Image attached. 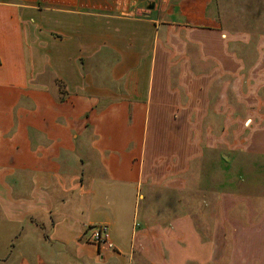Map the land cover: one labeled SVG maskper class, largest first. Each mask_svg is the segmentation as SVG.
Wrapping results in <instances>:
<instances>
[{
  "label": "crops",
  "instance_id": "crops-1",
  "mask_svg": "<svg viewBox=\"0 0 264 264\" xmlns=\"http://www.w3.org/2000/svg\"><path fill=\"white\" fill-rule=\"evenodd\" d=\"M226 6L0 0V264H264V0Z\"/></svg>",
  "mask_w": 264,
  "mask_h": 264
},
{
  "label": "rangeland",
  "instance_id": "rangeland-1",
  "mask_svg": "<svg viewBox=\"0 0 264 264\" xmlns=\"http://www.w3.org/2000/svg\"><path fill=\"white\" fill-rule=\"evenodd\" d=\"M226 2H228V0H219V4H220V10H221V13L223 15L222 17V25H226V22H227V6H226ZM230 4L231 2H233V7L230 8L229 11H232V13L235 15L233 16V18H235L237 15H241L242 13H247V14H251V15H254L256 17L257 15V0H251L250 1V6H245V4L242 2V0H229ZM230 23V26L231 27H234V28H239L241 27L243 24H238L236 23V21L234 22H228L227 25H229ZM248 26H252L253 27V30H257V22H251V23H248L247 24ZM0 235L1 236H5L6 235V231H0ZM173 264H177V263H173Z\"/></svg>",
  "mask_w": 264,
  "mask_h": 264
},
{
  "label": "built area",
  "instance_id": "built-area-1",
  "mask_svg": "<svg viewBox=\"0 0 264 264\" xmlns=\"http://www.w3.org/2000/svg\"><path fill=\"white\" fill-rule=\"evenodd\" d=\"M87 231L90 232L89 234L90 238L94 242H97L98 244L107 243L109 246H111V244L107 241L108 224L106 223L94 224L89 226L87 228Z\"/></svg>",
  "mask_w": 264,
  "mask_h": 264
}]
</instances>
